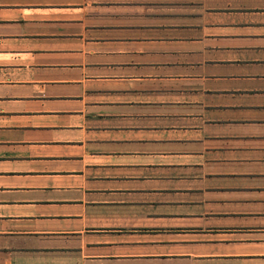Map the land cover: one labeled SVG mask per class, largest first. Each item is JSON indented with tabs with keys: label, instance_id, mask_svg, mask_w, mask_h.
<instances>
[{
	"label": "crops",
	"instance_id": "crops-1",
	"mask_svg": "<svg viewBox=\"0 0 264 264\" xmlns=\"http://www.w3.org/2000/svg\"><path fill=\"white\" fill-rule=\"evenodd\" d=\"M0 264H264V0H0Z\"/></svg>",
	"mask_w": 264,
	"mask_h": 264
}]
</instances>
